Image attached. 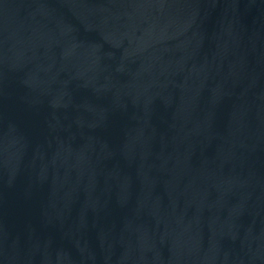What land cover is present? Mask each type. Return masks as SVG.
<instances>
[{"label": "water", "instance_id": "obj_1", "mask_svg": "<svg viewBox=\"0 0 264 264\" xmlns=\"http://www.w3.org/2000/svg\"><path fill=\"white\" fill-rule=\"evenodd\" d=\"M0 264H264V0H0Z\"/></svg>", "mask_w": 264, "mask_h": 264}]
</instances>
